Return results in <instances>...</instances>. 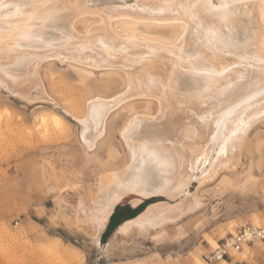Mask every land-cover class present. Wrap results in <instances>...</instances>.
<instances>
[{
  "label": "bare ground",
  "instance_id": "1",
  "mask_svg": "<svg viewBox=\"0 0 264 264\" xmlns=\"http://www.w3.org/2000/svg\"><path fill=\"white\" fill-rule=\"evenodd\" d=\"M85 1L0 0V87L32 103L42 100L31 89L46 62L122 72L125 92L87 102L86 115L77 119L86 151L106 136L113 107L131 97L154 102L156 114L133 116L119 130L126 166L101 177L99 192L80 200L98 241L127 196L138 197L135 207L141 199L181 195L177 202L148 205L116 229L122 235L133 227L148 232L200 206L193 195L181 194L192 182L200 186L234 169L249 131L264 122V0H142L140 9L98 10ZM94 12L99 22L78 36L76 21ZM120 19L179 31L170 44L121 38L111 26ZM50 118L55 128L62 126L60 116ZM45 182L54 189L53 179Z\"/></svg>",
  "mask_w": 264,
  "mask_h": 264
},
{
  "label": "rangeland",
  "instance_id": "2",
  "mask_svg": "<svg viewBox=\"0 0 264 264\" xmlns=\"http://www.w3.org/2000/svg\"><path fill=\"white\" fill-rule=\"evenodd\" d=\"M141 1L85 3L92 10L140 9ZM94 13L76 21L78 36L88 35V30L99 22ZM111 26L121 38L136 35L167 44L175 42L179 31V27L132 24L125 19L116 20ZM81 68L68 62L44 63L35 75L37 87L31 89L32 96L42 100L32 103L21 101L0 87V264H159L185 258L190 264H204L205 258L217 248L212 232L222 224L233 229L222 234L221 242L243 226L264 225L263 216L257 217L264 210V122H261L249 131L234 169L223 171L200 186L194 181L181 193L193 195L200 202L192 212L174 224L143 233L133 227L122 235L116 233L118 226L141 215L148 205L177 202L181 196L141 199L133 207L131 202L138 197L129 195L122 201L125 206L131 210L142 204L145 207L133 218L125 207L117 210L119 217L126 220L118 225L113 221L111 232L102 242L116 206L97 241L80 213V200L86 201L88 196L99 192L101 177L126 166L127 153L119 130L133 116L154 113L156 106L143 98L131 97L120 102L106 117V136L86 151L80 142L77 119L86 115L89 101H111L125 92V83L120 71ZM52 114L60 116L62 126L55 128L51 124ZM42 118L46 125L41 123ZM48 178L54 181L53 190L45 184ZM231 255L235 264H264V241L254 242L249 249L243 247Z\"/></svg>",
  "mask_w": 264,
  "mask_h": 264
},
{
  "label": "built area",
  "instance_id": "3",
  "mask_svg": "<svg viewBox=\"0 0 264 264\" xmlns=\"http://www.w3.org/2000/svg\"><path fill=\"white\" fill-rule=\"evenodd\" d=\"M262 241H264V225L262 227L243 226L235 234L224 239L213 253L205 258L204 264L220 263L231 253H239L243 247Z\"/></svg>",
  "mask_w": 264,
  "mask_h": 264
},
{
  "label": "crops",
  "instance_id": "4",
  "mask_svg": "<svg viewBox=\"0 0 264 264\" xmlns=\"http://www.w3.org/2000/svg\"><path fill=\"white\" fill-rule=\"evenodd\" d=\"M248 179L249 180H252V178H251V176H249L248 177ZM263 209H264V207H263ZM255 215L256 214H254V216L253 217H255ZM259 215H262L263 216V219H264V210H263V212H258L257 213V217H259ZM253 217H252V219H253ZM254 218V219H258V218ZM260 219V218H259ZM227 228V229H226ZM233 229V227H231V226H226V224H222L217 230H216V232H212V234H213V236H214V239H213V242L216 244V246H218L220 243H221V240H222V234L223 233H227V231L228 232H230L231 230ZM128 234V233H127ZM209 247L210 248H212L211 247V245H209ZM245 247H247L248 249H249V245L248 246H245ZM233 257L234 256H232V255H230L229 257H226V259L224 260V261H222V262H220V263H217V264H222V263H225V264H235V262H234V260H233ZM189 259L188 258H185V259H183V260H181V261H179V260H172V261H163V262H161V263H159V264H190V260L188 261ZM239 264V263H238Z\"/></svg>",
  "mask_w": 264,
  "mask_h": 264
},
{
  "label": "trees",
  "instance_id": "5",
  "mask_svg": "<svg viewBox=\"0 0 264 264\" xmlns=\"http://www.w3.org/2000/svg\"><path fill=\"white\" fill-rule=\"evenodd\" d=\"M123 207H125L127 210H129V213L131 214V217L130 218H133L135 215H137L142 210L143 207H145V204H142V206H139L135 210H131L128 206H125L124 203H120L119 205H117L116 210H115V213L112 215V217L110 219V222L108 224V227H107L106 231L104 232V234L102 236V242H104V240L106 239L107 234L109 232H111V228H112L113 221H116V224L118 225V224H120V223H122L123 221L126 220L125 218L119 217V212L117 211V210H119V209H121Z\"/></svg>",
  "mask_w": 264,
  "mask_h": 264
},
{
  "label": "water",
  "instance_id": "6",
  "mask_svg": "<svg viewBox=\"0 0 264 264\" xmlns=\"http://www.w3.org/2000/svg\"><path fill=\"white\" fill-rule=\"evenodd\" d=\"M156 197H159V196L150 197V198H148V199H144V200H149V199L156 198ZM118 227H119V226H118Z\"/></svg>",
  "mask_w": 264,
  "mask_h": 264
},
{
  "label": "snow or ice",
  "instance_id": "7",
  "mask_svg": "<svg viewBox=\"0 0 264 264\" xmlns=\"http://www.w3.org/2000/svg\"><path fill=\"white\" fill-rule=\"evenodd\" d=\"M224 7H227V5H224Z\"/></svg>",
  "mask_w": 264,
  "mask_h": 264
}]
</instances>
